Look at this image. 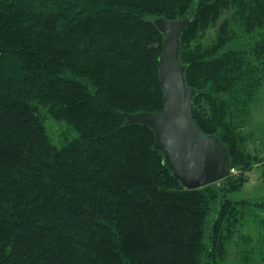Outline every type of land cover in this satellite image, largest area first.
<instances>
[{"label":"trees","instance_id":"16d2710c","mask_svg":"<svg viewBox=\"0 0 264 264\" xmlns=\"http://www.w3.org/2000/svg\"><path fill=\"white\" fill-rule=\"evenodd\" d=\"M157 17L189 19L193 118L230 169L252 168L243 127L264 83V0H0V264H264L245 248L228 258L244 228L264 231V201L228 196L244 179L183 188L152 131L125 124L162 108ZM46 117L75 135L53 142Z\"/></svg>","mask_w":264,"mask_h":264},{"label":"water","instance_id":"95a60500","mask_svg":"<svg viewBox=\"0 0 264 264\" xmlns=\"http://www.w3.org/2000/svg\"><path fill=\"white\" fill-rule=\"evenodd\" d=\"M153 22L163 36L158 58L162 108L123 113L125 124L149 128L154 148L161 151L174 178L183 188H200L230 174L228 153L217 135L203 134L193 118L196 90L186 84L185 66L179 60V39L189 19L157 17Z\"/></svg>","mask_w":264,"mask_h":264},{"label":"rangeland","instance_id":"374dc122","mask_svg":"<svg viewBox=\"0 0 264 264\" xmlns=\"http://www.w3.org/2000/svg\"><path fill=\"white\" fill-rule=\"evenodd\" d=\"M213 37L214 30L209 29L202 41L208 43ZM45 124L51 139L57 144H61L63 140H70L75 135L74 132L69 133L67 125L49 117H46ZM243 130L246 136L245 150L250 156L249 161L252 168L249 171L237 168L230 169V174L239 176L244 180L240 187L231 191L228 196L233 199L245 198L253 202L264 201V83L256 91L254 99L248 107V115L245 118ZM221 180L214 183L217 185ZM255 208V214L264 220V204ZM250 227V229L244 228L242 230L244 236L245 233L248 235L245 240L244 237L235 235L230 243L228 258L231 262L242 253L243 248L250 249L255 257H259L264 252V243L262 242L264 236L260 235L264 231L260 230L259 232V228L255 223Z\"/></svg>","mask_w":264,"mask_h":264}]
</instances>
